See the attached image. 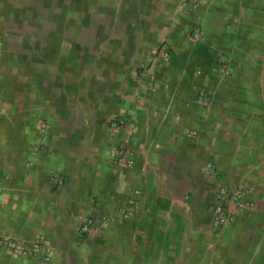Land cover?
I'll return each instance as SVG.
<instances>
[{"label":"crops","instance_id":"crops-1","mask_svg":"<svg viewBox=\"0 0 264 264\" xmlns=\"http://www.w3.org/2000/svg\"><path fill=\"white\" fill-rule=\"evenodd\" d=\"M0 39V240L49 242L0 264H264V0H0Z\"/></svg>","mask_w":264,"mask_h":264},{"label":"built area","instance_id":"built-area-1","mask_svg":"<svg viewBox=\"0 0 264 264\" xmlns=\"http://www.w3.org/2000/svg\"><path fill=\"white\" fill-rule=\"evenodd\" d=\"M187 3L192 5V6H197L201 3V0H187ZM197 35V33L195 34ZM1 43V39H0ZM169 56V53L167 51L162 52V57L167 58ZM0 57H1V51H0ZM219 70L221 72H226L227 71V66L222 63L219 66ZM122 121L115 120L112 121V126H118ZM41 128L45 127V124L42 123L40 125ZM195 133V132H193ZM112 159L115 162H120L121 158L119 157V152L113 151L111 154ZM129 163V162H128ZM127 163V164H128ZM59 183H62V181H59ZM241 196V190L236 189L234 192H229L225 188H220L219 189V199L218 201L211 207V214H212V224L214 227H222L232 221L233 215H231L228 211V204L233 201L234 198H238ZM240 207L243 206L242 203H239ZM93 224L92 219H87L84 222H82L80 229L82 231H89L90 227ZM1 243L5 245L7 248L11 250V252L17 254H38L41 252H45L49 250V242L43 237L39 236L36 239H34L29 245H26L20 241H17L14 238L11 237H3L1 240ZM46 259H48V255L46 256Z\"/></svg>","mask_w":264,"mask_h":264}]
</instances>
